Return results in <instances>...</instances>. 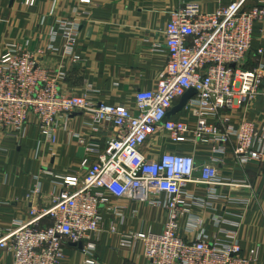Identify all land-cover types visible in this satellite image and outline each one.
Wrapping results in <instances>:
<instances>
[{
  "label": "built area",
  "instance_id": "built-area-1",
  "mask_svg": "<svg viewBox=\"0 0 264 264\" xmlns=\"http://www.w3.org/2000/svg\"><path fill=\"white\" fill-rule=\"evenodd\" d=\"M81 2L89 4V0ZM244 2L235 0L212 13L201 12L197 4L175 9L165 28L167 60L155 88L136 92L133 108L92 104L85 96L62 93L58 84L65 75L53 76L39 66L25 45H13L0 57L1 128L17 134L33 115L43 138L54 142L55 119L80 112L94 124L110 122L116 132L103 148L85 147L86 156L94 158L90 165L84 159L72 175L55 176L62 188L47 207L31 210L28 222L0 228V252L11 253L12 264H59L66 244H81L82 254H91L109 194L141 203H155L153 198L160 194L168 197L162 204L166 221L159 232L130 229L119 233L114 223L110 225V232L120 234V248L140 246L150 264H250L254 260L253 250L243 255L232 231H226L227 242L214 244L178 235L180 219L189 213L182 200L186 184L201 185L209 199L215 197L217 188L250 189L243 180L223 179L215 167L223 164L231 142L241 162L264 160V129L257 138L250 121L241 119L236 128L227 120L222 126L217 123L220 113L264 99V50L257 51L261 66L250 70L241 66L251 49L253 26L264 23V0L248 7ZM56 25L65 51L70 52L76 26L66 19ZM189 90L196 93L179 112L185 117L168 116ZM161 131L173 144L199 143L217 158L200 167L197 179L192 157L163 154L148 160L140 150ZM198 203L203 206L206 200ZM189 224L196 230L200 220ZM84 263L96 264L90 257Z\"/></svg>",
  "mask_w": 264,
  "mask_h": 264
},
{
  "label": "crops",
  "instance_id": "crops-1",
  "mask_svg": "<svg viewBox=\"0 0 264 264\" xmlns=\"http://www.w3.org/2000/svg\"><path fill=\"white\" fill-rule=\"evenodd\" d=\"M233 1L89 0V4H82L81 0H0V57L13 45H25L39 66L53 76L65 75L58 84L62 93L85 96L92 104L133 108L136 92L155 88L167 60L165 28L171 13L185 4H197L201 12L212 13ZM257 1L245 0L244 7ZM62 19L77 28L70 52L65 51L56 25ZM53 32L57 33L54 37ZM260 49L264 50V23L253 26L251 49L241 63L244 69L263 64L257 55ZM175 114L170 116L185 117L183 112ZM241 119L252 122L256 137H261L264 99L259 97L228 114L220 113L217 123L222 126L227 120L236 128ZM54 132V142L43 138L33 115L17 134L0 127V228L28 222L31 210L47 207L62 188L55 176L72 175L80 170L84 159L90 165L94 158L86 156L85 147L103 148L116 134L110 122L94 124L80 112L58 116ZM140 151L151 161L163 154L192 157L195 179L201 166L217 158L199 143L173 144L162 131L149 138ZM215 167L223 179L243 180L250 189L217 188L215 197L209 199L201 185L186 184L182 200L189 213L180 219L178 235L188 241L200 238L214 244L227 242L226 231H232L243 255L254 251L250 264H264V160L241 162L231 142L223 164ZM108 198L109 205L101 208L103 221L94 236V251L86 256L77 246L66 244L59 264H85L87 257L96 264H150L140 246L120 248V234L110 232V225L114 223L119 233L130 229L159 232L166 221L162 204L168 197L157 195L155 203L111 194ZM202 200L206 203L200 206ZM195 219L200 220V226L191 230L189 223ZM0 264H12L11 253L0 252Z\"/></svg>",
  "mask_w": 264,
  "mask_h": 264
},
{
  "label": "water",
  "instance_id": "water-1",
  "mask_svg": "<svg viewBox=\"0 0 264 264\" xmlns=\"http://www.w3.org/2000/svg\"><path fill=\"white\" fill-rule=\"evenodd\" d=\"M195 91L194 90H189L187 91L183 97H181L179 103L171 110V112L168 114V116L172 115V114H175L177 112H180L183 107L185 106V104L187 103V101L192 98L194 95H195ZM73 246H77L79 249L82 248V245L81 244H78V245H75V244H72Z\"/></svg>",
  "mask_w": 264,
  "mask_h": 264
}]
</instances>
